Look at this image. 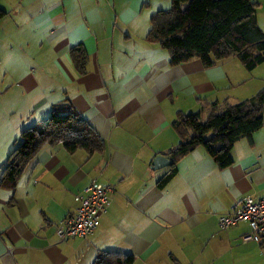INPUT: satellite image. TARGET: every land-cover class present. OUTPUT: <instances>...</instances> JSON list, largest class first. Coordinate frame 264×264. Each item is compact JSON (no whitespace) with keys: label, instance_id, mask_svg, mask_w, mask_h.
I'll list each match as a JSON object with an SVG mask.
<instances>
[{"label":"crops","instance_id":"0c3cea01","mask_svg":"<svg viewBox=\"0 0 264 264\" xmlns=\"http://www.w3.org/2000/svg\"><path fill=\"white\" fill-rule=\"evenodd\" d=\"M158 1L0 0V168L20 133L53 111H73L103 146L90 154L45 145L12 188H0V264H93L104 251L132 254L133 264H264V237L240 239L247 223L218 227L243 198L264 199V109L262 126L234 143L230 166L199 145L175 161L165 186L169 166L151 169L182 143L181 115L205 120L253 98L264 63L251 71L237 57L170 65L168 50L147 37L164 10ZM92 181L112 188L98 227L59 239L58 223Z\"/></svg>","mask_w":264,"mask_h":264},{"label":"trees","instance_id":"16d2710c","mask_svg":"<svg viewBox=\"0 0 264 264\" xmlns=\"http://www.w3.org/2000/svg\"><path fill=\"white\" fill-rule=\"evenodd\" d=\"M257 6L250 0H171L168 10L151 17L147 37L168 50L170 65L199 58L204 66H211L217 60L237 57L251 71L264 63V33L257 24ZM4 15L0 9V18ZM75 61L83 70L84 57L76 56ZM263 109L264 88L249 100L210 113L205 120L198 112L181 115L174 128L183 141L168 153L169 172L158 186H165L174 176L175 161L199 145L218 167L230 166L234 143L241 137L250 139L262 126ZM19 139L0 168V188H12L25 164L45 145L61 144L70 153L84 149L90 154L103 147L101 139L71 110L65 114L53 111L38 127L23 130ZM133 263L132 254L115 251L101 252L93 262Z\"/></svg>","mask_w":264,"mask_h":264},{"label":"built area","instance_id":"2783aa9c","mask_svg":"<svg viewBox=\"0 0 264 264\" xmlns=\"http://www.w3.org/2000/svg\"><path fill=\"white\" fill-rule=\"evenodd\" d=\"M111 192L110 186L92 181L82 195L78 196L79 205L75 211L58 223L56 234L59 239L83 238L91 234L110 205ZM239 223H247L250 226V230L243 233L240 239L259 244L264 237V199L245 197L234 205L229 213L218 217L220 230H226Z\"/></svg>","mask_w":264,"mask_h":264},{"label":"rangeland","instance_id":"374dc122","mask_svg":"<svg viewBox=\"0 0 264 264\" xmlns=\"http://www.w3.org/2000/svg\"><path fill=\"white\" fill-rule=\"evenodd\" d=\"M251 1L258 4V6L256 7L257 24L260 28H263L264 30V0H251ZM158 6L161 9L167 10L170 8V3L166 0H159ZM1 81L2 79H0V82Z\"/></svg>","mask_w":264,"mask_h":264},{"label":"water","instance_id":"95a60500","mask_svg":"<svg viewBox=\"0 0 264 264\" xmlns=\"http://www.w3.org/2000/svg\"><path fill=\"white\" fill-rule=\"evenodd\" d=\"M171 162L165 155H156L151 162V169L158 170L170 166Z\"/></svg>","mask_w":264,"mask_h":264}]
</instances>
